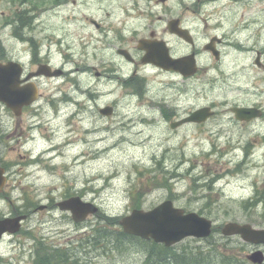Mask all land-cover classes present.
<instances>
[{"label": "rangeland", "instance_id": "1", "mask_svg": "<svg viewBox=\"0 0 264 264\" xmlns=\"http://www.w3.org/2000/svg\"><path fill=\"white\" fill-rule=\"evenodd\" d=\"M196 1L104 0L75 6L76 13H110L123 15L119 20H136L139 36L146 33L140 29L160 30L168 17L177 15L183 16L200 41L215 34L226 36V57L207 75L212 84L205 81L181 100L183 111L213 103L218 113L203 124L173 129L157 100L176 96L165 85L174 76L153 73L150 78L155 81L149 89L147 82L140 95L129 85H94L75 72L76 83L79 79L83 89L91 85L96 90L89 102L85 93L76 91V100L60 105L58 114L46 106L39 116L22 119L23 146L17 150L0 146V159L20 162L21 173L11 177L15 184L11 199L28 213L19 242L7 238L0 245V264H35V240L59 257L63 249L71 250L68 263L58 257L54 264H76L78 260V264H142L147 247L139 240L115 244L112 234L108 243L103 238L85 240L96 224L102 225L98 224L100 215L122 217L136 203L150 209L171 199L187 211L203 213L217 226L237 221L264 227L262 204L247 202L255 195L264 197V118L248 124L224 112L235 101L264 108V70L255 63L257 51H264V0ZM9 8L0 0V35L2 14ZM165 36L178 51L185 50L175 37ZM207 60L204 56L203 61ZM105 105H115V112L102 115L99 107ZM73 185L85 190L84 199L100 209L84 222H75L56 205ZM2 208L7 210L6 205ZM184 247L203 249L210 264H237L234 260L248 264L247 254L264 251V245L246 243L239 236L225 237L221 232L207 240L187 238L174 249Z\"/></svg>", "mask_w": 264, "mask_h": 264}, {"label": "flooded vegetation", "instance_id": "2", "mask_svg": "<svg viewBox=\"0 0 264 264\" xmlns=\"http://www.w3.org/2000/svg\"><path fill=\"white\" fill-rule=\"evenodd\" d=\"M3 1L10 5V10L2 14L3 34L0 35V61L6 66L4 72L7 93L5 101L0 102V146L14 150L23 146L22 119L25 117L39 116L45 112L46 106L58 114L60 105L73 103L78 94L84 96L85 93L86 101L91 100V92L96 90L91 85L83 89L79 79L76 83V71L94 85L113 82L132 88L144 81L153 82L154 79L150 78L153 73L174 76L175 79H170L165 85L176 96H166L157 101L163 104L162 112L163 107H166L163 112L166 121L182 118L188 114L181 108L182 98L188 96L193 87L209 81L208 73L222 63L225 58L224 47L229 43L224 36L216 34L200 41L196 32L186 26L182 15L168 17L160 30L142 28L140 30L146 33L139 36L137 21L119 20L123 15L75 12L78 3H102L104 0H34V7L31 0ZM159 1L165 3L170 0ZM199 2L201 0H197L196 4ZM158 18L160 20L162 17ZM172 20L178 31L188 30V38L170 29ZM166 34L175 37L185 50L178 51ZM146 45L162 46L173 58L193 54L199 65L198 70L189 77L179 70H166L155 64L160 61L159 57L148 58ZM208 47L220 52L219 61L214 58L210 48L206 49ZM203 55L215 61L205 63L201 59ZM76 85L77 90L74 88ZM152 98L154 99L153 95ZM237 105L241 104L233 103V106ZM252 106L261 108L260 105ZM231 114L233 115L232 112ZM0 165L5 168L7 177L0 191V222L26 216L17 232L0 233L1 245L7 238L19 242L21 235L25 234L28 213L11 199L15 185L11 182V177L15 173H21L18 168L20 162L3 158L0 159ZM76 188L74 185L68 187L65 198L85 196V190ZM4 205L7 210H3ZM72 254L70 250L68 256L72 257Z\"/></svg>", "mask_w": 264, "mask_h": 264}, {"label": "water", "instance_id": "3", "mask_svg": "<svg viewBox=\"0 0 264 264\" xmlns=\"http://www.w3.org/2000/svg\"><path fill=\"white\" fill-rule=\"evenodd\" d=\"M171 29L175 30L176 27L171 25ZM177 30V29H176ZM186 36V35H185ZM149 56H158L160 58L159 64L163 67L169 66V56L165 51L159 47L152 48L147 46ZM162 51V52H161ZM187 59V58H185ZM184 59L180 60L183 61ZM171 62L172 65H177L176 61ZM193 64H194V60ZM5 65L0 62V100H4L5 92ZM168 68V67H166ZM186 74H193V69L188 66L184 70ZM236 118L239 120H252L262 115V110L255 107H235L233 108ZM210 107H203L196 110L192 116L185 118L178 122L182 124L187 121L203 122L213 115ZM4 169L0 167V188L4 183ZM61 207L71 208L74 212L76 221H80L86 217L89 212L97 211V208L91 203L83 204L79 198L70 199L66 203H61ZM22 217H17L13 220L3 222L0 225V231L6 229L15 231L18 229L19 221ZM125 232L135 236H140L144 239L153 238L157 242H163L167 246H171L185 237H207L212 233V220L198 214L197 212H185L183 208L176 207L171 200H166L157 205L151 210L145 211L135 209L130 215L125 216L121 221ZM224 235H240L244 241L252 242L255 244H264V228H256L251 224H242L238 222H229L223 228ZM248 257L255 263L262 264L264 262V252L257 250Z\"/></svg>", "mask_w": 264, "mask_h": 264}, {"label": "trees", "instance_id": "4", "mask_svg": "<svg viewBox=\"0 0 264 264\" xmlns=\"http://www.w3.org/2000/svg\"><path fill=\"white\" fill-rule=\"evenodd\" d=\"M257 201H259L257 199ZM253 204V203H252ZM263 215H264V200H263ZM116 218H111L105 215H101V221L98 224H102L98 227L97 224L92 228L90 234L91 237H106L109 238L112 234V238H135L130 235L125 234L124 232L116 229L112 230L111 226L116 225ZM158 247V249L156 248ZM148 250V251H147ZM55 250L49 251L47 247H43L42 251H38L36 257V264H54L55 260ZM147 256L143 264H178L180 262H196V264H202L206 262L207 264L211 263V258L209 255H205L204 250H191V251H182L177 254L176 252H171L170 248L159 247V245L153 243L147 245ZM62 253V252H61ZM232 262V261H231ZM237 264H241L238 261H235Z\"/></svg>", "mask_w": 264, "mask_h": 264}]
</instances>
